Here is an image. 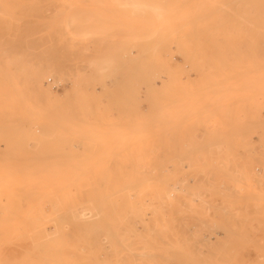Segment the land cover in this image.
Here are the masks:
<instances>
[{
  "label": "rangeland",
  "instance_id": "obj_1",
  "mask_svg": "<svg viewBox=\"0 0 264 264\" xmlns=\"http://www.w3.org/2000/svg\"><path fill=\"white\" fill-rule=\"evenodd\" d=\"M0 264H264V0H0Z\"/></svg>",
  "mask_w": 264,
  "mask_h": 264
}]
</instances>
